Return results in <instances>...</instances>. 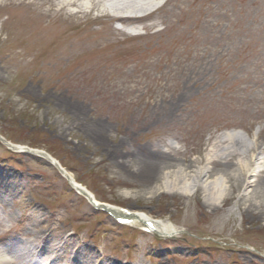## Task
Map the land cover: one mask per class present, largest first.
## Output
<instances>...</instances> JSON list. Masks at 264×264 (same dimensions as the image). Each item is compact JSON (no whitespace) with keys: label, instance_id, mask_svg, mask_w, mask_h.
<instances>
[{"label":"rangeland","instance_id":"374dc122","mask_svg":"<svg viewBox=\"0 0 264 264\" xmlns=\"http://www.w3.org/2000/svg\"><path fill=\"white\" fill-rule=\"evenodd\" d=\"M132 1L0 0V137L175 233L0 143V264H264V0Z\"/></svg>","mask_w":264,"mask_h":264},{"label":"bare ground","instance_id":"6f19581e","mask_svg":"<svg viewBox=\"0 0 264 264\" xmlns=\"http://www.w3.org/2000/svg\"><path fill=\"white\" fill-rule=\"evenodd\" d=\"M130 3L131 4L129 6L132 9V11H137L138 9H141V8L143 9L144 7L146 8L148 6H152L154 3L155 4H160L161 2H159V3L158 2H154V0H133ZM124 7H126V6L117 7V9H121V8H124ZM221 139L223 141H227V142H230L232 144H235V141L240 140V139H241V141H244V142L248 143L247 139L244 136H242L240 133H238V132H229V133H226V134H224L222 136ZM207 160L208 161L211 160V156L210 155L207 157ZM260 160L261 159H258L257 160V162L255 163L254 168L251 171V174L250 175H253L254 173H256V172L259 171V169H260ZM201 177H202V173L197 174L194 177L193 182H191V183H185L184 186H183V188L181 189V194H183V195L184 194L185 195H191L193 193L194 189H195L196 184H198V182L196 180L197 179L200 180ZM247 185H250V182H248ZM204 188L207 190L208 197L211 198L212 200H214L216 203L223 198V181H222V179L216 178L211 183L205 184ZM76 189L78 191H80V192H82L81 190H83L82 188H79L78 186L76 187ZM168 192L171 193V191H168ZM95 202H97V201L95 200ZM255 208H257V206L256 207H253V209L251 211H254ZM131 216L132 217H130V218L131 219H134V221L132 223V225H134V226H138V224H139L138 222H141L142 219H143V216H141V215L131 214ZM122 217H125V216H122ZM153 226H154L156 232H160L163 235L164 234L165 235H171V234L175 233V230L169 224H167V223L159 224L157 222V223L153 224ZM38 234L40 236H44V237L46 236V233L43 232V231L42 232L41 231L38 232ZM45 249L47 251L51 249V245H50L49 242H46ZM47 263L48 264H56L54 261L53 262L52 261H47L46 264Z\"/></svg>","mask_w":264,"mask_h":264},{"label":"water","instance_id":"95a60500","mask_svg":"<svg viewBox=\"0 0 264 264\" xmlns=\"http://www.w3.org/2000/svg\"><path fill=\"white\" fill-rule=\"evenodd\" d=\"M0 142L2 144H4L7 148L11 149V150H16V151H21L25 154H28V155H32V156H37V157H40V158H43L44 160H46L48 163H50L51 165H53L57 170L58 172L67 179V181L70 183L71 181V178L67 175V173L60 167V165L55 161L53 160L52 158H49V156L42 152V151H37V150H31L29 148H26V147H23L22 149H16L13 145L9 144L8 142H6L3 138L0 137Z\"/></svg>","mask_w":264,"mask_h":264}]
</instances>
